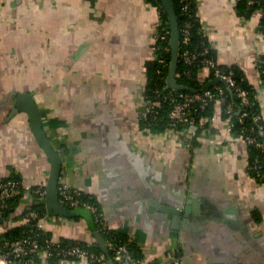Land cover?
I'll return each mask as SVG.
<instances>
[{"label": "crops", "instance_id": "obj_1", "mask_svg": "<svg viewBox=\"0 0 264 264\" xmlns=\"http://www.w3.org/2000/svg\"><path fill=\"white\" fill-rule=\"evenodd\" d=\"M197 1L217 62L243 70L264 120L262 13L240 15L237 0ZM161 22L151 0H0V180L17 175L29 189L48 180L27 113L10 117L13 95L28 91L63 155L60 180L95 197L108 228L139 247L141 264H264V181L250 172L248 142L228 130L221 103L202 130L152 135L141 126ZM202 77L212 80L207 68ZM29 189L0 234L26 222ZM45 227L57 240L96 243L83 217L50 215Z\"/></svg>", "mask_w": 264, "mask_h": 264}, {"label": "trees", "instance_id": "obj_2", "mask_svg": "<svg viewBox=\"0 0 264 264\" xmlns=\"http://www.w3.org/2000/svg\"><path fill=\"white\" fill-rule=\"evenodd\" d=\"M153 1L158 7L161 9V18L162 22L159 26V32L157 35V56L153 60H149L146 63L147 67V79L144 86V95L145 99L149 101L146 104L147 108L150 107L151 111L142 112L141 115V126L142 128H148L152 131V133H163L169 129L174 128L176 131H181L184 128H187L184 125L176 124L175 127L173 124V120L169 117L168 113L171 109L172 105L165 100L164 95L169 92V90H173L177 93L182 91L188 90H178L169 88L167 85V75L169 72V66L171 61V50L168 51L166 47L170 46V34L167 31L170 30V24L168 22V16L166 11L163 8L161 0H151ZM176 6V10L179 17V24L180 30L185 25L186 22L191 23V39L190 43L185 46L184 44L181 46V53L184 51L185 48H189L190 50H199L203 51L205 48L208 49L207 53L201 58L205 57H213L216 61L217 58L215 56V49L213 48L212 44L209 41L208 36L204 32L201 22L200 16L197 12V0H173ZM190 2V8L188 11H184V6ZM237 8L240 11V15L244 17H249L254 13L255 10L258 8L264 9V0L261 2H257L255 5L248 7L246 0H238L237 1ZM262 25L264 26V16L262 18ZM181 33V38H182ZM200 59L195 61L192 64H187L184 60L180 57L178 70H177V79L180 83L191 86L196 90H203L207 88V84L211 81L210 78H203L202 73L204 72V65L200 62ZM263 60L262 65L258 64L257 67L264 78V56H261ZM223 70L228 73H232V76L236 82V85L239 87L244 88L249 94V103L247 105H242L240 98L236 95L235 89L232 87L227 86L226 83H221V85L225 86L227 98L224 102H221V112L222 116L228 120V123L232 124L231 133L235 137H246L248 135H254L256 137L255 142H248V151H249V169L250 172L258 176L259 179L264 181V147L258 146L257 141H264V135L260 132L259 125H261L262 130L264 131V120L261 114V106L258 102L256 97V89L254 85L249 81L243 70L237 65H220ZM210 77L212 75L210 74ZM216 84H212L209 88L214 87ZM232 105L233 111L227 113L226 108L228 105ZM217 106V102H212L208 104L204 108H200V113L204 117H212L215 113V109ZM243 113H246L245 115ZM255 115H258L259 118L256 121ZM208 127V124H201L200 129H205ZM196 142L194 139L193 144ZM192 144V143H191ZM10 179H17L21 180L19 176L14 175L9 178H4L0 180V183H4ZM26 190H22V193L19 195L7 199L5 207L2 210V214H0V224H3L5 221L10 219V216L14 213L20 198L25 194ZM34 196V201L32 205V209L37 210L40 213V216H45L48 214L45 204L42 200H39L38 197L31 193ZM82 197L88 200L89 202L93 203L98 208V213H102L101 205L89 194H85L82 192ZM93 213L95 220H97V214ZM99 218H104L100 215ZM39 219H30L27 222L14 226L0 234V246H2L6 241L15 240L17 238L23 236H34V231H38V237L41 244H45L46 239H54L52 232L48 231L47 229H38ZM97 223V221H96ZM99 229L103 233L107 242L112 241L116 244H127L130 251L132 252V262L130 264H139L143 260V254L140 251L139 247H137L134 243H132L128 237L117 231L110 229L108 227H103L98 224ZM59 243L52 246L54 254L47 258L50 264H56L58 261L62 260L63 258L60 255H57V251L65 246H74L79 245L83 248L88 250L94 251L96 253L103 252L102 248L97 245V243H87L83 241H79L76 239L62 237L58 239ZM109 258H113L114 252L109 249L107 253ZM34 258L39 260L37 252L33 254ZM39 264H42L41 262ZM90 264H99L98 262H92Z\"/></svg>", "mask_w": 264, "mask_h": 264}, {"label": "built area", "instance_id": "obj_3", "mask_svg": "<svg viewBox=\"0 0 264 264\" xmlns=\"http://www.w3.org/2000/svg\"><path fill=\"white\" fill-rule=\"evenodd\" d=\"M238 1V0H237ZM263 0H246L247 6L251 7L255 5L257 2H261ZM190 8V2L185 4L184 11H188ZM199 5L197 4V12ZM262 13V17L264 16V9L258 8L254 11V13ZM191 23L186 22L185 25L181 29L182 38H181V46L184 44L187 46L190 43L191 39ZM170 34V30L167 31ZM168 51L171 50V47H166ZM208 49L205 48L203 51L199 50H190L189 48H185L184 51L180 52V57L187 64H192L195 61L199 60L201 56L207 53ZM259 55L256 59V62L260 64L263 63ZM200 62L207 68L212 75V79L216 77H222L225 80L227 86L235 89L236 95L240 98L242 105H247L249 103V94L248 92L236 85V82L232 76V73H228L223 70L220 66H218V62L213 57H205L201 58ZM264 73V69H263ZM144 95V89H143ZM165 100H167L171 105V109L169 110V117L174 121L173 124L175 127L176 124H181L184 126L187 125H195L202 124L204 122V116L200 113V108L206 107L208 104L212 102H224L227 98L226 88L221 85V83L214 85L212 88H205L201 90L195 91H182L176 94L175 91L169 90L167 94L164 95ZM144 101L146 104L149 103L147 99ZM151 111L150 107L146 108V112ZM227 113L233 111L232 105H228L226 108ZM244 115L246 113H243ZM259 118L258 115H255V120L257 121ZM260 132L264 135V131L262 130L261 125H259ZM228 130L231 132L232 124L228 123ZM176 131L174 128L167 130ZM182 131V130H181ZM153 135V133H152ZM247 142H255L256 137L254 135H248L246 137H242ZM190 146L191 143L188 142ZM258 146L264 147V141H257ZM29 189L26 187L21 180L10 179L4 183H0V214H2V210L7 207L6 200L13 198L20 193L22 190ZM31 193H34L39 200H43L46 198L47 189L46 185L44 186H36L29 189ZM59 195L60 201L69 208H77L84 207L92 211V213H98V208L88 200L82 197V191L78 188L71 187L67 181L60 180L59 183ZM103 216V213L97 214V223L103 227H108L104 218H99ZM50 214L45 216H40V213L37 210L30 208L25 213L26 222L30 219H39L37 228L38 229H46L45 227V219L48 218ZM34 236L28 237L23 236L17 238L15 240L6 241L2 246H0V264H39L47 261L50 256L54 254L52 246L58 244L59 241L57 239H46L45 244H41L39 241L38 231H34ZM108 248L114 252L113 258H109L107 253L104 251L101 253H96L94 251L83 248L79 245L74 246H65L61 248L56 253L60 255L62 260H77L88 262L89 264L92 262H98L99 264H130L132 262V252L130 251L127 244H116L112 241L107 242ZM37 252L39 260L35 259L33 254ZM139 262V264H141Z\"/></svg>", "mask_w": 264, "mask_h": 264}, {"label": "water", "instance_id": "obj_4", "mask_svg": "<svg viewBox=\"0 0 264 264\" xmlns=\"http://www.w3.org/2000/svg\"><path fill=\"white\" fill-rule=\"evenodd\" d=\"M161 3L167 13L168 22L170 24L169 44L171 47V61L166 79L167 85L169 88L173 89L195 91V88L180 83L176 76L181 52V30L176 6L173 0H161ZM219 83H225V80L222 77H216L207 84V88L212 84ZM19 112L27 113L33 135L50 161L48 180L46 183L47 194L46 198L42 200L48 214L61 215L68 218H85L95 231L97 245H99L105 253H108L109 248L107 241L99 229L92 211L84 207L69 208L60 201L59 183L63 172L64 158L61 151L56 147L44 128L42 112L33 93L23 91L13 95L10 117ZM188 202L190 203L191 200L189 199ZM162 209L173 213L174 217L181 213V211L175 207L170 208L169 206H165ZM189 211H191L190 204L186 208V216L188 217L190 216Z\"/></svg>", "mask_w": 264, "mask_h": 264}]
</instances>
